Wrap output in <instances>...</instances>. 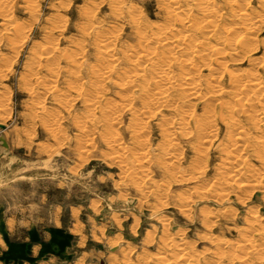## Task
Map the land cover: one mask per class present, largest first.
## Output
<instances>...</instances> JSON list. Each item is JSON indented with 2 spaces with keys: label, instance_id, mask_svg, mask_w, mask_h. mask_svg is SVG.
<instances>
[{
  "label": "rangeland",
  "instance_id": "374dc122",
  "mask_svg": "<svg viewBox=\"0 0 264 264\" xmlns=\"http://www.w3.org/2000/svg\"><path fill=\"white\" fill-rule=\"evenodd\" d=\"M124 1L127 5H129L128 2L130 1L132 5L135 4L136 5L135 7L139 8L138 9L139 11L141 10L140 12L141 14H143V18L147 22L154 20L156 23H159L162 22L164 19L163 14L161 15V13H163L162 12L163 9L161 8L162 4L160 3L161 0H124ZM25 3L26 2L24 0H16V5L13 8V15L15 19L20 23L24 22V24L23 23L22 24L24 26L26 24L25 27H28L27 28L28 37L25 46L20 49L17 55L11 52L8 46L6 47L4 44L0 46V52L7 53V56L10 55V57L13 58L11 61L12 63L7 70L9 74L7 71H5V76L3 75L4 77L1 76L0 78V104H2L0 105V125H1L0 126V211L4 212L6 216L25 217L33 221H38V220H47L50 222L54 221V223L61 225L66 229L70 230V232L74 237L72 252L70 256L66 259V261L61 264H163V261H166L164 262V264H168V263L181 264L186 258H188V255H185L181 259L177 258L181 256L180 254H179L180 256L177 254L180 252L181 249H179L178 247L167 248L166 246L163 248L162 238H164L165 236L166 237L168 236L169 238L170 237L178 238L179 236H183L184 234H185L183 236L184 239L187 240L186 242L191 246L192 249L191 250L190 248H188L189 245L187 244L185 250L188 249L189 255L193 257V262H198L197 264H208V263L223 264L224 262H225L224 264H264V259L257 257L258 255H261L262 251L251 253L247 259L239 263L238 259H235L233 256H235L234 253L241 254L242 250L240 249L238 250L235 247H231L232 245L231 246L227 245L228 247L225 246L224 250L226 251V253L228 252L227 253L228 255L225 258L220 259L219 254L218 253L216 254L215 248L217 246L214 245L217 239L219 241L229 240V242L232 244L235 242L243 243L245 241L243 240V238H245L244 236L250 233L253 234L252 232H256V231H252L254 229H258V231L262 232V234L264 233V227H263L264 219L260 221H254L252 225H249L252 219V215L249 211L252 212L253 207H254L253 210L257 211V213L264 218V200H262L261 198L264 197L263 188L260 190L251 188L250 191L248 187H237L236 186L237 182L233 184L232 183L233 180H231L232 181V182L230 181L231 184L227 183L229 187L225 186L226 188L231 190L227 201L217 203L216 205L215 204L216 202L212 201L209 198L211 194H208L202 198H198L197 196L198 195L197 191L201 192L203 188L202 187L203 183L204 186L205 185L207 186L211 181L215 179H219L216 176L218 175L216 172L217 170H219L220 162L222 160V159L220 160V158L222 155L224 156L225 153L220 148H218L217 143L220 140L224 141L223 135H224L225 127L223 126L224 125L223 123L218 121L219 122L218 137H216L215 140L213 141L212 143L213 145L206 144L207 148H203V150L201 149L202 147L199 148L200 143H198V141L200 140L194 134H187L185 136H180V140L179 138L177 139L178 146L177 149L175 150L176 152L175 155L177 157V155L179 154L178 155L179 161H177L176 164L178 168H181L179 167V165L181 164L182 165L181 169L186 171L187 174L193 168H198L197 165L199 163L196 164L195 157L198 156L197 154H199V151H204V153H206L204 154L205 156L203 155L204 161L198 165L202 167L205 165L203 168L204 182L201 179L203 183L201 181H198V184L200 183V186H198L197 181L193 182L192 179L189 180L182 179L181 181L180 172H177V169H174L173 171L171 170L172 172L171 173L170 171L165 172L166 170L162 169L163 167L161 168V164L159 163V160L161 161L167 160V158L163 153L164 150H162L161 147L162 145L166 144V139L165 137H162L161 129H159L160 126L157 120L159 119L160 121V116L159 114H157L156 116L157 118H152L151 120L148 121L146 128L147 134L146 133H144L145 135L143 134L144 136H146L144 139V142L146 143L145 146L152 151L153 161L150 164H148L149 168H152L150 169V171L152 170V172H149L148 176L146 178L144 177V179H141V175H140V178L133 177L132 178L133 180H130L131 178L125 176L122 169H119L120 168L119 164L116 162L114 163V161H112L113 158L111 157H113V155L115 154L114 151L115 149H109L110 147L107 144L106 145L104 144L106 143V141L105 139H103V136L106 135L102 131L99 133L95 131V130L98 131L102 130L100 125H95V127L92 128L93 130L91 131L93 134L90 133L91 131L89 132V134H87L88 132H85L88 128L92 127V125L89 122L84 123V127L82 131L79 129L80 123L85 120V117L89 115L88 112L91 111L87 109L88 106L85 103L86 102V100L84 99L85 96L81 97L80 95L76 94L75 91L77 88L76 87L74 88L71 85H74L75 83H76L75 85H77L81 81L80 82L81 85L79 84L80 87L81 86L88 87V83H90L91 78L89 77L87 71H85L87 68L86 66L83 67L85 68L84 70L82 68L81 79L78 80L79 82L77 83L73 78L70 77L71 75L68 74V71H66L65 68L66 61H64V59L60 60L61 62L60 66L62 65L63 69H65L64 70L65 72L62 71L60 72L61 75L58 74V76L55 77L56 81L54 82V84H57L56 86L57 89L54 92H48L47 82L46 84H43L45 83V81L43 83L39 82V84H35L34 74L28 78L27 83L23 81V79L26 80L25 77H27V74H25L27 72V69L24 64L28 63L27 58H30V56L33 55L34 49H36L38 45H40V43L43 44V41H46L44 40L45 38L44 36L55 37L54 41L56 42V45L60 49L64 48L63 50H66L67 52L68 50L71 51V49L76 50L75 46H77L78 43L80 44L79 41L83 39L81 41V44L83 46L85 45L84 47L83 46L82 47L84 50L85 63L87 65L89 64L92 65L93 63L94 64L97 63L98 57L97 55L95 56L96 52L94 51L95 48H94L93 39H90V36L80 31L81 29H78L81 28V26H87L91 22L93 23L95 22L94 25H96L98 21L99 24H103V26L107 25L104 26L107 29H116V28L118 29L117 32L119 31L120 36H119V43L117 44L119 45V47L122 46L125 42H126L125 44L133 43V41H135V38L133 36L132 26L129 23V18H122L124 19L122 20L121 18L117 17L115 13L113 14L114 12L112 6L113 0L111 1L110 0H101V1L99 0H39L38 1L37 0L36 3L38 4L37 5L38 7H36L37 9L36 12L38 14L36 13L37 16L34 15L35 17L32 16L31 13H29L30 11L27 12L28 8L26 6L24 7ZM95 3L97 5H95ZM259 3H260L259 0H252V3L251 0H249L250 6L252 7L253 5L252 8L254 9H256L259 5H260L259 7L261 8V3L260 4ZM92 4L94 5V7ZM110 5L112 6V8H110L111 7ZM84 7L86 8L84 9ZM259 7L258 9H260ZM81 8L83 9L80 11L79 9ZM87 8L92 10V13L88 14L89 10H87ZM83 10H85V12ZM93 11L95 12L96 15L94 14ZM80 13L82 14V16H80L81 15ZM87 14L88 16L90 15L92 17L90 18L91 20L86 16ZM57 16L58 18L62 16V21H63L60 22L61 26L59 30L57 29L58 27L56 28L53 26V24L57 23L56 22V19L58 20V18H56ZM93 18L95 20H93ZM47 19H49L50 21H48ZM126 19H128V22L125 21ZM160 19H162V21H160ZM51 20L53 22H51ZM87 20H89L90 22H88ZM84 21H85L84 23L85 25L82 24ZM50 22L51 24L52 23L53 24L51 25ZM87 22L89 24H87ZM231 22H232L231 20L227 19L223 23H231ZM27 23L29 25H27ZM62 24L64 25V27ZM112 25H114L116 28H112L114 27ZM44 26H46V29L44 28ZM50 26L51 28H49ZM52 27H54L55 29ZM5 28L6 25L2 24L0 17V32L6 34L5 32L7 29ZM45 33L47 34L45 35ZM248 35H254V38H256L255 40L259 43V46L262 44L259 50V52L261 51V53L257 52L254 55L255 56L262 55L263 54L262 48L264 47V41H263L264 25L260 29L254 30ZM80 37L82 39H80ZM209 41L213 42V39H209ZM35 42L36 43L39 42V43L34 44ZM32 45L34 46V48H32L33 47ZM72 46H74L75 49ZM214 56L215 55H213V57ZM214 59L223 60L224 62H226V64H228V66L231 67L234 66L233 68L242 67L243 65H244L243 67L246 68H249L250 66L251 67L256 66V64L253 61L248 62L246 60L239 63H232L229 55H221L220 57H215ZM211 66L216 67L217 63L213 61L211 63ZM35 73H37L40 76L44 75L46 77H51L49 74H47L49 72L43 69L42 67L37 68ZM202 73L208 76L211 72L204 69ZM20 77H22L21 78L22 80L19 79ZM71 81H74L75 83L72 82L74 83L72 84ZM28 83H31L33 85L31 90L29 89V87H27L29 86ZM64 85L67 86V88ZM102 85L103 86L100 89L103 90L102 92L100 91L99 92L100 94L98 95L99 104L102 106H104L106 103H108V101L111 100L121 101L119 95L125 92L126 90H128V89L124 91L118 90V88L112 82H104ZM59 89L61 90L64 89L62 91L66 93V97L69 99L68 105L59 104V102L56 101L55 95L61 91ZM75 94L78 96H76ZM222 97L230 101L232 100L231 98L222 95V96L209 97L206 99V101H210L213 104L215 100ZM38 102L43 103L46 112L38 113V115H40L41 117L40 116L33 117L34 115H36L34 112L37 111L36 107L38 106ZM260 102H262V100L259 98L258 103L257 102L253 103L254 105H252V107L258 108ZM194 104H196L194 108L197 113L202 111L201 108H203L204 105L201 100L197 101L196 103H193L192 101L189 104L185 105L184 107L189 110L191 107L194 106ZM2 107L4 110L1 109ZM249 107L250 106L248 105L245 106L246 109H248ZM91 110L94 111L96 115H99V111L97 109L95 110L91 109ZM176 112L178 111H163L162 113L164 116L162 117V120H165L168 117L175 115ZM23 113L26 115H23ZM235 113H238V111H236ZM45 114H47V116ZM50 114L54 118L55 117L56 118L53 119L52 116H49ZM130 117L131 116L129 113L123 112L120 121L117 124H112V126L118 129L117 132L119 131L122 144L125 143L127 145L129 144L128 145L129 147H133V146L135 147V141H137V139L132 136V132L129 129L130 128L129 125L131 124ZM38 118L41 119L39 120ZM45 118H47V121ZM31 120L35 122H31ZM53 120H56V122L53 123ZM78 120L81 122L78 123ZM127 121H129L130 124ZM45 122L51 128L54 126L53 131H51L52 129L50 127L48 128V126L44 124ZM57 122H59V125H57L58 124ZM75 124H77L78 128H76L77 126H75ZM126 125L128 129L126 128ZM222 131L223 134L221 133ZM100 133L101 134L103 133L102 137ZM129 134L131 135V137ZM89 135H92V138H90L91 136ZM144 136L141 135L140 136L141 138L139 137V140H143L142 137L144 138ZM161 137L163 138L164 141L162 140ZM146 139L149 141H147ZM91 141H92V145H91ZM214 143H216V145H214ZM156 144L159 145L156 146ZM79 146L82 147L80 148V150L81 149L83 150L84 149L83 147L86 146L85 149L86 151L85 150H83L84 152L82 150L80 151L78 148ZM77 150H79V154H77L78 152ZM80 152L83 154L82 156L85 155V157L87 154V158L80 156ZM105 152H107L108 155H106ZM177 152H180L182 155ZM193 154L195 155L193 156ZM252 154H253L252 152L250 153L248 152L247 155L246 154L245 155L246 156L251 155V158L248 157V159H250V161L252 162L250 163L252 165L255 164L254 166L258 167L260 162L259 160H256L257 158H255V156ZM223 156L222 158H224ZM129 158L131 160L132 156H129ZM155 158L157 159L155 160ZM192 160H194L195 162H193ZM190 163L193 164V167L191 166ZM157 168H159V170ZM160 170L162 172H160ZM174 171L175 173H173ZM161 176L163 177L161 178ZM164 177H167L168 179ZM170 177L172 178L175 177L174 178L175 180L171 178L174 182L170 179ZM126 178L127 180L128 178H130L129 179L130 181H127ZM150 178L151 179L159 178L161 182L159 180L158 181L154 180V181H156V184L160 183L161 185H162V181L164 183L167 182L168 180L166 185H169L168 186L169 188L166 185L164 186L165 183L163 184L165 188V191L163 192L165 194L164 195L162 194L163 195L162 197H159V195L157 194L154 195L153 192H152L153 196L149 194V192L145 193V189L147 188L150 187H152V189L156 188V186L154 185L155 182H152ZM205 180L206 181L208 180V182H206ZM144 181H146L147 183H145ZM137 182L144 185L143 192H140L139 189L137 188L138 186L137 187L135 186L138 184ZM150 183H152L153 185H151ZM233 185H235L237 189ZM195 186H198L200 188ZM261 186H264V179L262 180ZM167 188L169 189V191ZM188 194L191 195L193 199H196V202H194L191 205L193 207L188 208V210L184 212L183 208L179 207L178 205L179 203L177 202H179V200L181 199L182 197L181 195H184L183 197H185V195L188 196ZM172 195L176 197H173ZM241 196L244 200H242V198L240 199ZM158 197L162 198V200L160 201ZM178 197L179 200L177 201ZM168 198L170 200L172 198L171 200L172 202L168 200ZM144 200L148 201L149 203H147ZM158 202L160 205L163 206H159ZM173 202H175L176 204H174ZM226 202L228 203L227 205ZM165 203L167 205H164ZM228 205L230 206L229 208ZM205 207H207L209 210L208 209L204 210ZM215 207H217V209L218 210L220 209L221 211L219 210V212H216L217 210ZM153 208L154 211H152ZM201 208H203V210L207 215H205V213H201L202 210ZM187 211L189 213H187ZM212 212L214 214L216 213L217 214L215 216L213 214L209 216L210 213ZM191 213L193 215H191ZM204 216L205 217L208 216V218H205ZM166 217L169 218L166 219ZM162 218H165L166 222L168 223L167 225L162 224L163 222L161 220ZM210 220H212V222L209 223L211 224L209 226L207 221ZM205 222L207 224H205ZM161 226H163L162 228L167 229V231L163 230L162 228L161 230L160 229ZM177 229H180L181 232H177L179 231ZM163 231H165V233L162 235ZM168 231H171L170 233L172 234H169ZM160 232L162 233L158 234ZM178 233H181L183 235L181 234L179 235ZM208 233L209 235H206ZM176 234L178 235V237ZM158 237H160L161 240ZM219 237L221 238L219 239ZM149 238H151V241H149L150 240ZM226 238L229 239L226 240ZM255 238L256 240H254L252 244L255 243L258 245L261 242L262 238L261 237H255ZM211 239H215L214 240L215 242H213ZM156 241L160 242L159 243L160 245ZM166 242L167 239L165 243ZM245 246L248 245L246 244ZM158 248L161 250V252H163V254L165 253L162 259L160 257L158 259V255L155 254V253H159L160 255L162 254L158 250ZM204 248L207 249L205 250ZM229 257L231 258L229 259ZM167 259L169 260L167 261ZM158 260L160 261L158 262ZM211 260L212 262H210ZM214 260L217 261L215 262ZM236 260L238 263L235 262Z\"/></svg>",
  "mask_w": 264,
  "mask_h": 264
},
{
  "label": "bare ground",
  "instance_id": "6f19581e",
  "mask_svg": "<svg viewBox=\"0 0 264 264\" xmlns=\"http://www.w3.org/2000/svg\"><path fill=\"white\" fill-rule=\"evenodd\" d=\"M24 1L26 2L24 7L26 6L28 8L27 12L30 11L29 13H31L32 16L36 15L37 13L36 7H38L37 6L38 4L36 3L37 0L36 1L35 0H24ZM130 2H128L129 5H127L124 0H113L112 6L114 9L113 14L115 13L117 17L121 19L129 18V23L132 26L133 36L135 38V41H133V43L125 44L126 42L125 43L123 42L125 45L123 44L122 46L119 47L117 43H119L120 34H119V31L117 32L118 29L114 26L116 24L112 25L114 26L112 28H116V29H107L106 27H104L107 25L103 26V24H99L98 21L96 25H94L95 22L94 23L91 22L89 24L88 22L90 21L87 20L88 21L87 24L89 25L81 26V28H78V27L77 28L81 29L80 31H82L84 34L90 36V39H93L94 48H95L94 51L96 52L95 56L97 55L98 57L97 63L95 64L93 63L92 65L90 64L87 65L85 63L84 50H83V47L85 45L83 46L81 44V41L83 40L82 39L83 36L82 38L80 37V39L82 40L80 41L78 40L80 44L76 43L77 46L74 45L76 47V50L71 49V51L68 50V52L66 50H63L64 48L60 49L56 45V42L54 41L55 37L44 36L46 38V39L44 38V40L46 41H43V44L40 43V45H38V47L34 49L33 55H31L30 58H27L28 63L26 62L27 64H24L27 69V72L25 73L27 74V77H25L26 80L23 79V81L27 83L28 78L34 74L35 84H39V82L43 83L45 81V83L43 84H46L47 82L48 92H54L57 89L56 87L57 84H54V82L56 81L55 77H57L58 74H60V72L65 70L63 69L62 65L60 66V63H61L60 60L64 59V61H66V65L64 64L66 71H68V74L71 75L70 77L73 78L75 82L77 83L79 82L78 80L81 79L82 68L86 66L87 68L85 71H87V73L89 74V77L91 78L90 83H88V87L87 86L80 87L81 81L77 84V85L80 84L79 86L75 85L76 83L74 81H71V83L72 82L75 83V84L72 83L75 86L74 85H71V86L74 88L75 87L77 88L75 91L76 94L80 95L81 97L85 96L84 99L86 100L85 103L88 106L87 109L91 111V112H88L89 113V115L87 114L88 116L86 115H85L86 117L84 116L85 120L83 122L78 120V123L81 122L79 125V129L82 131L84 127V123L89 122L92 125V127L88 128L85 131V132H88L87 134H89V132L93 130L92 128H94L95 125H100L102 130L100 131L95 130V131H97L98 133L102 131L106 135V136H103L102 135L103 133L102 134L100 133L101 137L103 136V139H105L106 141V143L104 144L105 145L107 144L110 147V148L108 147L109 149H115L114 150L115 154L113 155V157H111L113 158L112 161H114V163L115 162L118 163L120 166L119 169H122L125 176H128L131 178V179L128 178V180L126 178L127 181L133 180L132 179L133 177L140 178V175H141V179H144V177L146 178L148 176L149 172H152V170L150 171V169L152 168H149V165H148L153 161L152 151L145 146L146 143L144 142V139L146 136H144L145 135L144 133H146L148 121L151 120L152 118H157L156 116L157 114H159L160 121L159 119L157 120L160 126L159 129H161L162 137H165L166 139V144L162 145L161 147H162V150H164V152L163 151L162 152L167 158L166 161L159 160V163L161 164V168L163 167L162 169L166 170L165 172H169V171L171 172V170L173 171L174 169H177V172H180L181 181L182 179L183 180L192 179L193 182L197 181L198 186H200V183L198 184V181H201V179L202 180L204 179L203 177L204 169L203 168L205 166L204 165L205 163L203 164L204 165L203 167L198 166V165L204 161V156H205L204 154L206 153H204V151H199V154H197L198 152L196 153L198 156L195 157V160H196V164L199 163L197 165L198 168H193L192 170L189 169L191 171L187 174L186 171L181 169L182 168L181 164L179 165V167L181 168H178L176 164L177 161H179L178 160L179 154L177 155L178 158L175 155L176 153L175 150L177 149V146H178L177 139L179 138L180 140V136H185L187 134H194L200 140L198 141V143H200L199 148L202 147L201 149L203 150V148H207L206 144L208 145L212 144L215 138L218 137L219 122L224 124V125L222 124L225 127V131L223 135L224 141L220 140L218 141V143L216 141L218 148H220L225 153L224 156L222 155L224 158H222V156L220 158V160L221 159L222 160L220 162L219 170H217L216 172L218 174L216 176L219 179L212 178L215 180L211 181L209 184L206 183L208 184L207 186L205 185L206 187L204 186V183H203L204 180L203 182L201 181L203 183V186H202L203 188L201 187L202 188L201 192L197 191L198 195L197 194L196 195L198 196V198H202L208 194H211L209 198L212 201L216 202L215 203L216 205L217 203L227 201L231 190L226 188L225 186H228V184H231L232 182L231 180H233L232 182L233 184L237 182L236 183L237 187H248L250 191H251V188L258 189V190L263 188L264 190V186H261L262 180L264 179V47L263 48L261 47L263 54L260 56H255L254 54L259 52L260 46L262 44L259 46V43L255 40L256 38H254V35H248L252 31L260 29L264 25V0H259V2L261 3V8L259 7L260 5L258 7L260 9H258V7L257 8L255 7L256 9L252 8L253 5L252 7L250 6L249 0H161L160 2L162 4L161 8L163 9L162 11L163 13H161V15L163 14L164 19L163 21L162 19H160V21L162 22H159V23H156L154 20L153 21L155 23L149 20H148L149 22L145 21L143 18V14H141L140 12L141 10L139 11L138 10L139 8L135 7L136 5L135 4L132 5V3ZM96 3L95 5H97ZM251 3H252V0H251ZM15 5H16V0H0V17H1L2 24L6 25L5 29H7L5 32L6 34L0 32V46L2 44H4L6 47L8 46L10 51L13 52L15 55H17L20 49L24 47L27 42V37H28L27 28L28 27H25L26 24L25 26L23 25L24 22L20 23L15 19L13 15V8ZM112 6L110 8H112ZM85 8L86 7H84V9ZM82 9L83 8L79 10L81 11ZM87 10H89L88 14L92 13V10L88 8ZM93 10H96V9H93ZM83 11L85 12V10ZM88 14L86 16L89 19L92 18L90 15L88 16ZM80 16H82V14ZM56 18H58V16ZM227 19L231 20L232 22L223 23ZM47 20L50 21L49 19ZM93 20L95 19L93 18ZM125 21L128 22V19H126ZM51 22L53 21L51 20ZM56 22L57 23L54 22L55 24L53 23L52 24L54 27L56 28L58 27L57 29L59 30L61 26L60 22H63L62 16L59 17L58 20L56 19ZM121 22H124V21H121ZM84 23L85 21L82 24ZM27 25L29 24L27 23ZM47 26H48V23H47ZM44 28L46 29V26H44ZM49 28H51V26ZM46 34L47 33H45V35ZM58 34H59V31H58ZM209 39H213V42H210ZM38 43L35 42L34 44H38ZM32 48H34V46ZM87 48H88V45H87ZM259 53H261V51ZM213 55L215 56L213 57ZM221 55H229L232 63H239V62L246 60L248 62L253 61L256 64V66L254 67L248 66L249 68H246V67H243L244 66L243 65L242 67L233 68L234 66L233 67L228 66V64H226V62H224L223 60L214 59L215 57H220ZM12 59L13 58L10 57V55L7 56V53L0 52V78L3 75L5 76V71H7L8 67L11 65ZM213 61L217 63L216 67L211 66V63ZM39 67H42L43 69L47 70L49 72L47 74H49L51 77H46L44 75L40 76L37 73H35L36 69ZM84 69L85 68H83V70ZM204 69L210 71L211 73L208 76L204 75L202 73ZM21 78L22 77H20L19 79ZM84 78H87V77H84ZM104 82H112L118 88V90L124 91L128 89L119 95V97L121 98V101L111 100V101H108V103H106L104 106L99 104L98 95L100 94L99 92L100 91L102 92L103 90V89L101 90L100 88L103 86L102 84ZM28 85L29 86L27 87H29V89L31 90L33 85L31 83H28ZM65 87L67 88V86ZM62 90L60 91L61 93L59 92L55 95V99L57 102H59V104L68 105L69 99L66 97V93L63 92ZM222 95H225L231 98L232 100L230 101L222 97V98L215 100L213 104L210 101H206V99L209 97L222 96ZM259 98L262 100V102L259 103V107L258 108L252 107V105H254L253 103H256V102L258 103ZM199 100H201L204 105V107L201 108L202 109V111H200L201 113L200 112L197 113L195 111L194 107L196 104H194V106L191 107L189 110L184 107L185 105L189 104L192 101L193 103H196ZM247 105L250 106L248 109L245 108V106ZM3 107L1 109H3ZM36 108H37L36 109L37 111L36 110H34L36 112L33 111L36 115H34L33 117L40 116L38 115V113L46 112L43 103L38 102V106ZM91 109L93 110L97 109L99 111V115H96L94 111H92ZM163 111H178V112H176L175 115L168 117L165 120H162V117L164 116L162 113ZM236 111H238V113H235ZM123 112L129 113L131 116L130 117L131 124L129 123V121L127 122L130 125L128 123L127 124L130 126L129 129L132 132V136L137 139V141H135V147L134 146L129 147L128 146L129 144L127 145L125 143L123 144L127 146L123 145L120 139L119 131L117 132L118 129L112 126V124H117L120 121V118ZM47 114L45 115L47 116ZM23 115H26V114L23 113ZM49 116H52V115L50 114ZM55 118L53 117V119ZM45 119L47 121V118ZM31 122H35V121L31 120ZM54 122H56V120H53V123ZM57 123H58L57 125H59V122ZM44 124H46V122ZM75 126H77V124H75ZM49 127L50 126H48V128ZM53 127L52 128L50 127L52 129V130L50 129L51 131H53ZM76 128H78V126ZM126 128H127V125H126ZM90 133H92V131ZM221 133L223 134V131ZM141 135L144 136V138L142 137L143 140H139V137ZM89 136H91L90 138H92V135H89ZM87 139H88V136H87ZM216 143H214V145H216ZM84 145H85V142H84ZM91 145H92V141H91ZM157 145L159 144H156V146ZM78 148L80 150V148L82 147L79 146ZM83 148H84L83 150H85L86 146H84ZM79 150H77L78 151L77 154H79ZM248 152L249 153L252 152L253 153L252 155H254L255 158H257L256 160H259L260 163L258 167L254 166L255 165L254 163H253L254 165L251 164L252 162L250 161V159H248V157L251 158V155L246 156ZM105 153L106 155H108L107 152ZM177 153H180V152H177ZM82 155L83 154L80 152V156ZM194 155L195 154H193V156ZM129 156H132L131 160ZM82 157L87 158V154H86V157L85 155ZM157 158H155V160ZM192 161L195 162L194 160ZM205 162H208V161H205ZM196 164H195V167H196ZM191 166L193 167V164H191ZM157 169L159 170V168ZM160 172L162 171L160 170ZM173 173H175V171ZM162 177L163 176H161V178ZM120 178H121V175H120ZM151 178L150 180H152V182H155L154 185L156 186V188L155 189L154 188L152 189V187L147 188L145 189V193L149 192V194L152 195V192H153L154 195L157 194L159 195V197H162L165 194L163 192L165 191L164 186L166 185L168 180L167 182H164L165 184L162 181V185H161L159 182H158L159 184H156V181H154V180L158 181L159 178L158 179H151ZM164 178L168 179L167 177H164ZM171 178L172 177H170V179ZM228 180L229 182L230 181L231 182L229 183ZM144 182L147 183L146 181ZM175 182H178V181H175ZM206 182H208V180ZM133 184H136V183H133ZM140 184L141 183H138L135 186L136 187L138 186L137 188L139 189V191L143 192L144 185L142 184L140 185ZM150 184L153 185L152 183ZM166 186L168 187L169 185H166ZM198 186H195V187H198ZM233 186L235 187V185ZM181 196L182 197L180 200L178 197L177 201L179 200V202L177 203H179L178 204L179 207H182L184 212H186L188 208L193 207L191 205L194 202H196V199H193L191 195L189 194L188 196L185 195V197H183L184 195H181ZM159 197L158 199H160L161 201L162 198H159ZM173 197H176V196H173ZM241 198L242 196L240 197V199ZM261 198L262 200H264L263 199L264 197H261ZM168 200L170 199L168 198ZM242 200L244 199L242 198ZM146 202L149 203L148 201ZM253 202H256V201H253ZM166 203L164 205H167ZM173 203L176 204L175 202ZM227 204L228 203L226 202V205ZM159 206H163V205L159 204ZM229 207L230 206L228 205V208ZM215 208L217 210L216 212H219L220 209L218 210L217 207ZM201 209H202L201 213H205L204 210L208 208L205 207L204 210L203 208ZM253 209L254 207L252 208V212L249 211L252 215V219L249 225H252L254 221H260L264 219L263 217H261V215L257 213V211ZM152 211H154V208ZM155 212H152V213H155ZM187 213L189 212L187 211ZM211 214L215 216L217 213L214 214L212 212L210 213L209 216H211ZM191 215L193 214L191 213ZM205 215L207 214L205 213ZM168 218L166 217V219ZM205 218H208V216ZM161 220L163 221L162 224L164 225L168 224L165 218H162ZM212 220L207 221L208 224L212 222ZM246 222H249V221H246ZM205 224L207 223L205 222ZM210 225L211 224H209V226ZM162 227L163 226H161L160 229ZM263 227H264V223H263ZM162 229L167 231V229H164V228ZM177 230H179L177 232H181L180 229H177ZM252 231H256V232H252L253 234L250 233L251 235L250 234L245 235L244 236L245 238H243V240L245 241L243 243L235 242L232 244L229 242V240L228 241L223 240L224 241L223 242V241H219L216 238L218 241L216 240V243L215 244L213 243L215 246H217L215 248L216 254L217 253L219 254L220 259L225 258L228 255L227 254L228 252L226 253V251L224 250L225 249L224 247L227 245L228 246L232 245L231 247H235L238 250L239 249L242 250L241 254L234 253L235 256H233L235 259H238L239 263L247 259L251 253H256L259 251H262V253L261 255H258L257 257L264 259V252H263L264 251V233L262 234V232L258 231V229H254ZM170 232L171 231H168L169 234H172ZM161 233L162 232L158 234H161ZM164 233L165 231H163L162 235ZM178 234L180 235L181 233H178ZM206 235H209V233ZM183 236L178 237L177 235L178 238H173V237L169 238L168 236L167 238L165 236L166 238L165 237L162 238L163 248L165 246L167 248L178 247L181 250L177 254L178 255L180 254L181 256L179 255L180 257H177V258L181 259L185 255H188V258H186L181 264H197L198 262H193V257L189 255L188 249L185 250L187 247L186 245L188 243L186 242L187 240H185ZM221 237H219V239ZM255 237L262 238L261 242L258 245L255 243L252 244V242L256 240ZM158 238L160 239V237ZM149 239H150L149 241H151V238ZM166 239H167V242L165 243ZM227 239L229 238H226V240ZM211 240L215 242L214 241L215 239H211ZM159 243L160 242H158V244ZM246 244L248 246H245ZM159 248L158 250L161 252ZM188 248L191 249V246L189 245ZM161 253L163 254V252ZM155 254L158 255V259L159 257L162 259L165 255V253L163 255L162 254L160 255L159 253H155ZM230 258L231 257H229V259ZM168 260L169 259H167V261ZM159 261L160 260H158V262ZM214 261L216 262L217 260H214ZM164 262L166 261H163V264ZM210 262H212V260ZM235 262H237V260Z\"/></svg>",
  "mask_w": 264,
  "mask_h": 264
},
{
  "label": "crops",
  "instance_id": "0c3cea01",
  "mask_svg": "<svg viewBox=\"0 0 264 264\" xmlns=\"http://www.w3.org/2000/svg\"><path fill=\"white\" fill-rule=\"evenodd\" d=\"M70 230L0 211V264H61L72 252Z\"/></svg>",
  "mask_w": 264,
  "mask_h": 264
},
{
  "label": "water",
  "instance_id": "95a60500",
  "mask_svg": "<svg viewBox=\"0 0 264 264\" xmlns=\"http://www.w3.org/2000/svg\"><path fill=\"white\" fill-rule=\"evenodd\" d=\"M1 126V125H0Z\"/></svg>",
  "mask_w": 264,
  "mask_h": 264
}]
</instances>
